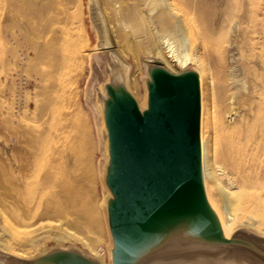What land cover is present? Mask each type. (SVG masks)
<instances>
[{
  "label": "bare ground",
  "instance_id": "bare-ground-1",
  "mask_svg": "<svg viewBox=\"0 0 264 264\" xmlns=\"http://www.w3.org/2000/svg\"><path fill=\"white\" fill-rule=\"evenodd\" d=\"M101 1L111 35L116 26L126 25L124 12L144 29L139 49L145 55L172 71L170 62L179 68L189 64L198 68L203 166L210 200L227 233L236 223H248L264 233V19L259 18L264 0H247L246 5L227 0L228 15L239 13L249 23L240 28L237 39L232 38L236 21L227 27L204 23L210 15L205 0L195 6L190 0ZM0 9L9 21L5 30L0 26V32L4 30L2 53L17 68L12 87L0 81V138L9 148L5 162L0 163V198L16 209L20 221L56 220L61 227H73L78 235L86 233L84 246L104 261L103 248L93 245L96 239L91 231L96 226L87 217L75 182L77 164L85 157V135L76 137L74 124L60 109L63 76L75 64L74 53L79 48L68 27L75 16L68 12L66 0H0ZM250 32L259 33L260 38L251 41ZM22 43L32 50L43 92L32 111L18 99L19 67L29 61ZM212 63L222 78L217 92H213L217 82L213 83ZM131 85L137 88L135 81ZM216 93L224 111L215 109ZM68 152L73 165L65 160ZM0 247L10 250L1 239Z\"/></svg>",
  "mask_w": 264,
  "mask_h": 264
},
{
  "label": "water",
  "instance_id": "water-1",
  "mask_svg": "<svg viewBox=\"0 0 264 264\" xmlns=\"http://www.w3.org/2000/svg\"><path fill=\"white\" fill-rule=\"evenodd\" d=\"M97 35L85 104L93 115L106 262L78 246L21 256L0 247V264H264V233L247 224L227 233L206 188L198 70L177 72L144 58L143 104L131 66L112 47L97 0Z\"/></svg>",
  "mask_w": 264,
  "mask_h": 264
},
{
  "label": "rangeland",
  "instance_id": "rangeland-1",
  "mask_svg": "<svg viewBox=\"0 0 264 264\" xmlns=\"http://www.w3.org/2000/svg\"><path fill=\"white\" fill-rule=\"evenodd\" d=\"M66 1L68 12L75 16L68 27L72 32V38L78 40L79 48L77 52L74 53L75 64L71 67L70 70H67L63 76V89L61 93H63L64 99L60 105V109L61 113L66 116L65 118H67L70 123L74 124L75 128L73 130L77 132L75 133L76 137L80 139L79 137L82 138L81 133L85 135V145L81 142L80 144L82 145L80 146L84 145V148H82V150H85V157H87H84V160H81L79 164H77L78 168L76 167L77 170L75 182L81 189L80 196L84 203L83 208L87 213V217L91 218L96 226V228H93V232L91 231V234L96 239L93 245H100L103 248L102 253L105 256L104 261L106 262V245L108 243V238L102 211L99 206L102 198L101 184L97 175V160L99 158V153L97 151V140L93 115L90 109L85 104L84 100L85 84L89 76L88 58L90 54L96 51L97 35L95 30L91 26L88 16V5L90 0ZM197 1L198 0H190V3L195 6ZM205 1L207 3L205 9L210 11V15L208 14V16L204 20V23L210 27H217L221 24L227 27L228 24H232L236 21L238 27L232 34V38H239L241 35L240 28L249 25V23L244 20L242 15L239 13L228 15L225 10L227 0ZM238 1H241L244 5L247 4V0ZM97 2L103 14L110 41L111 36H115L113 37V41L111 42L112 47L115 50L117 48L116 52L119 49L117 53L120 54V56L131 66L130 89L137 100L140 102L143 99V88L140 80V77L144 75L142 60L144 58L153 59L152 57L145 55L141 48L139 49L141 41L144 37V29L139 25L137 19H134L131 16L128 17L124 14V12H122L126 25H123L122 27L116 26V32H114L115 35H111L107 19V12H104L102 9V1L97 0ZM158 11L159 9H157L154 14H157ZM259 18L264 19V10L259 12ZM113 20H115V18ZM8 24L9 21L3 13V10L0 9V26L5 30V26H7ZM4 30H1L0 32V81L1 84L6 88H10L13 86L12 83L16 79L17 68L14 66V61L11 59V57L8 55H3L2 53V38L4 35ZM223 32L224 31H222L221 33ZM259 38V33H249L248 39H250L251 41H257ZM134 45H136L135 47L137 50L135 49ZM20 47L23 53H27V55H29V61L26 65H22L19 67V77L22 80V85L20 87V90L18 89L19 87L17 88V91L20 92V96L18 99L19 102L24 105V108L28 107V109L32 111L36 100L41 97V94L43 92L40 91L39 86H41V83L38 74V67L34 62L32 50L23 43L20 45ZM239 51L241 50L239 49ZM170 63L173 65L175 71L177 72V70L179 69L178 65L175 62ZM189 65L195 67L194 64ZM195 68L198 70L197 67ZM212 68L213 69L211 71V75L213 78V83L215 84L217 82V85L215 84L216 86L213 92H217L219 89H221L220 86L222 83V78L218 70L216 71V65L213 63ZM133 81H135V83L137 84L136 89L132 88L131 83ZM219 99V95H217L216 93L213 98L214 103H217L215 109L216 111L221 112L224 111L225 108L221 104V102H219ZM5 101L8 102L7 99ZM78 127L81 128L79 129ZM71 135V137L73 138V131H71ZM8 152L9 148H6L2 144V138H0V163L5 162ZM65 160L67 164H75L74 159L69 152L66 154ZM225 183L227 185V182ZM229 186L230 185H227V187ZM62 223L65 222L62 221ZM59 224L60 222L50 219H41L37 221H20L16 209L5 200H1L0 198V239L9 246V252L11 253H24L23 255L25 256H32L44 251L50 246L67 247L70 245L78 246L82 250L90 253L88 248L83 244V238H88L86 233V235L84 233L78 235L76 231L74 232L73 227H61L59 226ZM237 225L238 223L235 224V226ZM251 226L254 227L253 225ZM69 234H72L73 236L68 237Z\"/></svg>",
  "mask_w": 264,
  "mask_h": 264
}]
</instances>
